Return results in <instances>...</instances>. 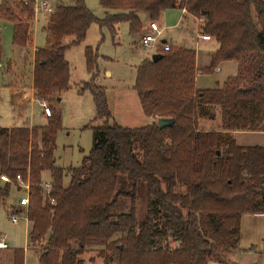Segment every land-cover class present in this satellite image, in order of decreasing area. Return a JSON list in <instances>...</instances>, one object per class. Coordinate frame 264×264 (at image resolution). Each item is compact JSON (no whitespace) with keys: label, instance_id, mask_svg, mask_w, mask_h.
<instances>
[{"label":"trees","instance_id":"16d2710c","mask_svg":"<svg viewBox=\"0 0 264 264\" xmlns=\"http://www.w3.org/2000/svg\"><path fill=\"white\" fill-rule=\"evenodd\" d=\"M68 1L72 5H58L47 17L45 45L32 56L33 96L51 109L69 87L64 53L83 42L93 23L112 38L121 24L130 36H142L143 18L156 23L179 9L202 21L201 33L216 46L206 74L227 62L236 64V74L215 89L198 90L195 51H165L162 44L155 62L145 59L136 68L133 91L143 115L153 119L141 128L118 126L105 90L85 84L81 90L91 93L103 123L91 128V149L77 168L56 166V113L45 126L0 127V176L20 175L30 183L28 240L33 248L45 243L39 264H84L81 257L90 252L103 264L223 262L238 249L241 216L264 214V147H241L234 137L264 128V0H97L101 20L83 0ZM34 14V0L0 2V19L12 25V45L24 57L32 46ZM84 57L95 78L96 55L86 48ZM217 114L219 129L200 127ZM160 119L169 124L159 128ZM11 186L17 188L0 181L3 208ZM141 195L145 214L138 218ZM23 259L17 250L12 264Z\"/></svg>","mask_w":264,"mask_h":264},{"label":"rangeland","instance_id":"374dc122","mask_svg":"<svg viewBox=\"0 0 264 264\" xmlns=\"http://www.w3.org/2000/svg\"><path fill=\"white\" fill-rule=\"evenodd\" d=\"M35 1L47 2L52 11L58 5H72L68 0ZM83 2L94 19L101 20L103 18L104 12L99 7L97 0H83ZM45 15L48 14L36 12L35 21L33 20L32 45L36 48H43L45 45L44 27L47 19ZM183 17L184 15L179 9L165 12L156 22L162 32L151 48L145 49L140 45L143 35L130 36L126 24L119 25L116 36L112 38L106 28H100L98 24L93 23L88 28L83 42L65 51L64 57L69 68V87L57 99L51 101L52 109L47 105L51 109L52 115L56 113L59 115L60 120V130L55 138L57 167L63 169L77 168L83 157L91 149V128L99 127L103 123V120L96 119L91 93L81 90L85 84L105 90L112 120L118 126L141 128L152 124L153 121L143 115L133 87L137 66L143 60L150 59L157 50H160L162 44L159 42L162 40L170 48L183 46L195 51L197 70L195 86L198 90L215 89L217 88L216 84L220 86L227 78L236 74V64L234 62L219 64L220 72L213 71L211 74H206L204 68H207L206 65L209 64L210 58L208 55L212 52L210 48L214 46V43L212 40L208 43L201 40L200 37L205 35L201 33L202 21L193 18L185 20ZM142 23L144 30L147 32L148 22L145 18L142 19ZM201 42H204L208 48L203 47L204 44L202 45ZM0 44L2 48L0 61V127L45 126L47 119L43 117L39 103L35 100L33 93L28 91L31 87L30 63L34 51L32 48L29 49L27 57H23L19 49H14L12 45V25L1 19ZM86 48L92 50L97 57V76L95 78L91 77L85 67L84 53ZM198 67H202V69ZM21 88L25 89L22 95L16 94L15 96L10 92L11 89ZM17 96L20 97L18 105H22L23 108L15 107L17 106L16 101H18ZM207 122L210 125L217 122L219 129V114L215 116L214 121ZM48 182L49 176L47 174L43 175L42 184ZM64 183L67 184V180H64ZM16 189L10 187L9 196L5 203L6 207L0 206V233L6 236L11 249L0 251V264H12L13 253L17 250H24L22 251L24 252L23 264H39L38 255L45 243L36 246V248L31 246L28 240L27 223L22 219L25 210L16 207L23 194ZM11 207L13 209L12 214L20 219L15 225H12L9 221L8 210ZM136 210L138 218L143 217L145 214V197L143 195L137 200ZM170 247L173 249L176 248V245L170 242ZM81 258L84 264H103V260L97 258L93 252L85 253ZM90 260H93V262H90ZM223 261H226V257L223 258Z\"/></svg>","mask_w":264,"mask_h":264},{"label":"crops","instance_id":"0c3cea01","mask_svg":"<svg viewBox=\"0 0 264 264\" xmlns=\"http://www.w3.org/2000/svg\"><path fill=\"white\" fill-rule=\"evenodd\" d=\"M34 3H35V0H34ZM181 12L184 15L183 19L187 20L190 18V17H187V15L184 13V11H181ZM35 14H36V12H35ZM35 14H34V21H35ZM48 15H45V16L48 17ZM192 22H193V20H192ZM33 25H34V22H33ZM162 41H164V40H162ZM208 42L209 41H207L206 43H208ZM198 44H200V43H198ZM202 45H203V47L208 48V46L204 42L202 43ZM213 45L214 46H211V48H210L212 50V52L208 55L209 58H211V56L214 54L215 49H216L215 44H213ZM178 47L185 48L183 46H178ZM31 48L34 52L37 49L36 47H33V45L31 46ZM14 49H17V48H14ZM187 49H189V48H187ZM19 50H20V52H22L23 57H24L25 51L23 49H19ZM32 56H33V54H32ZM195 59H196V53H195ZM32 64L33 63L31 60V63H30V65H31V87L29 88L28 91H31L33 93V91H32ZM199 69H202V67ZM215 71L220 72V68L217 67ZM9 79H10V77H9ZM10 81H11V79H10ZM10 92H11V94H14L15 96H16V94L22 95L23 92H25V89H23V88L17 89V90L11 89ZM17 97H18V101H16L17 106H15V107L21 108L22 105H18V103L20 102V100H19L20 97L19 96H17ZM150 120L153 121V119H150ZM200 127L204 130H209V131L210 130H217L218 124L216 122L215 124L210 125L207 121H202V122H200ZM234 135H235L234 137H235L236 143L241 147H252V146L264 147V128H263V130H261L259 132H254V133L236 132ZM29 229H30V224H27L28 233H29ZM9 250H11V249H9ZM208 264H264V214H261V215H251V214L250 215L249 214L242 215L240 218V225H239V239H238L237 251L235 253L229 255L228 257H226V261H223V262L212 261Z\"/></svg>","mask_w":264,"mask_h":264},{"label":"built area","instance_id":"2783aa9c","mask_svg":"<svg viewBox=\"0 0 264 264\" xmlns=\"http://www.w3.org/2000/svg\"><path fill=\"white\" fill-rule=\"evenodd\" d=\"M34 10L35 12H42L44 14H50L52 12V8L49 6L47 2L35 1ZM147 30L148 31L142 36L140 41V45L145 49L151 48V46L157 42L158 37L161 35L162 32L161 29L156 25V23H149ZM200 38L204 42L210 41V38L205 35L201 36ZM159 43L161 44V42ZM163 50L165 51L168 50L167 44L164 45ZM39 106L45 118L51 115V110L45 103H39ZM0 181L5 184L15 185L17 188H19V191L22 192L23 196L18 200L16 207L26 210L29 205V193H30L29 180L28 179L24 180L20 175H16L13 180H11L5 175H1ZM40 186L43 190V198L45 199L48 196L47 194H49V186L48 184H41ZM22 219L28 224L26 213L24 214ZM18 220L20 219L16 215L11 216L9 218V221L12 225L17 224ZM9 249L10 246L7 242L6 236L0 233V251H6Z\"/></svg>","mask_w":264,"mask_h":264},{"label":"water","instance_id":"95a60500","mask_svg":"<svg viewBox=\"0 0 264 264\" xmlns=\"http://www.w3.org/2000/svg\"><path fill=\"white\" fill-rule=\"evenodd\" d=\"M161 44H165V42L164 41H161ZM150 58H151V60L153 62H155L158 59L157 55H155V54L152 55ZM157 124H158V127L159 128H163V127H165L166 125L169 124V121L168 120H162V119H160V120L157 121Z\"/></svg>","mask_w":264,"mask_h":264}]
</instances>
